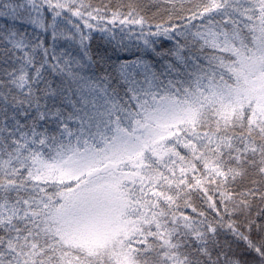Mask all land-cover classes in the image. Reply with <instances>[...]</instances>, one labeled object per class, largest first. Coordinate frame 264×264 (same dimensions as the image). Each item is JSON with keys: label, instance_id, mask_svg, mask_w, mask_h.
<instances>
[{"label": "snow or ice", "instance_id": "snow-or-ice-1", "mask_svg": "<svg viewBox=\"0 0 264 264\" xmlns=\"http://www.w3.org/2000/svg\"><path fill=\"white\" fill-rule=\"evenodd\" d=\"M0 264H264V0H0Z\"/></svg>", "mask_w": 264, "mask_h": 264}]
</instances>
